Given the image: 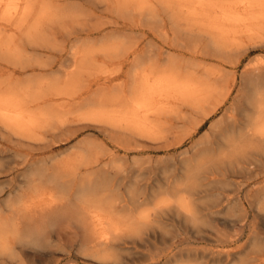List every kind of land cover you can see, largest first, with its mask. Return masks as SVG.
I'll list each match as a JSON object with an SVG mask.
<instances>
[{"label": "rangeland", "instance_id": "374dc122", "mask_svg": "<svg viewBox=\"0 0 264 264\" xmlns=\"http://www.w3.org/2000/svg\"><path fill=\"white\" fill-rule=\"evenodd\" d=\"M262 66L264 0H0V264H264V130L203 173Z\"/></svg>", "mask_w": 264, "mask_h": 264}, {"label": "bare ground", "instance_id": "6f19581e", "mask_svg": "<svg viewBox=\"0 0 264 264\" xmlns=\"http://www.w3.org/2000/svg\"><path fill=\"white\" fill-rule=\"evenodd\" d=\"M199 1V0H198ZM13 3V2H12ZM32 10V9H30ZM42 13V12H41ZM240 16V15H239ZM26 20V18H25ZM23 21V20H22ZM237 22V21H236ZM41 24V23H40ZM40 26V25H39ZM38 30V29H37ZM74 67V66H73ZM264 67V66H262ZM255 77L256 76H259V72L258 71V68L257 67H252V70H251ZM264 72V71H263ZM264 76V75H263ZM258 79V77H257ZM261 80V79H260ZM255 95L249 100V106H247V108H235V110H231L232 113L229 115V124L227 125V122H226V125H227V128H226V133L229 132L227 134L228 137L224 136V138H227L226 141H225V145H226V149L225 151H223V153H221L219 155V157L216 159V160H213V161H208L209 162H212V165L210 168H208L207 170L205 169V171H203V173L208 176L209 178V175H228V172H230V170H228V166L226 165H229V166H236V165H240V164H243L245 162H249L250 161V157L248 156V152H249V149L254 146V143L252 142V138L254 137H257V132L260 130H264V93L260 90V86H261V83L258 81L255 80ZM162 85V84H161ZM160 91V90H159ZM152 92V91H151ZM150 93V92H149ZM160 94V93H159ZM254 94V93H253ZM144 96V95H143ZM150 101V100H149ZM150 105V104H149ZM215 108V107H214ZM216 110V109H215ZM213 111V110H212ZM234 111V112H233ZM247 112V113H246ZM212 113V112H211ZM40 116V115H39ZM21 117V116H20ZM137 119V118H136ZM225 120H226V117H225ZM228 120V119H227ZM225 123V122H224ZM12 126V125H11ZM34 126V125H33ZM218 129H216L217 131ZM220 130V129H219ZM218 132V131H217ZM223 132V131H221ZM220 133V131H219ZM214 135V134H213ZM218 135L221 136V134H217V139H218ZM225 135V134H224ZM264 137V135H263ZM212 138V137H211ZM223 138V139H224ZM221 139V138H220ZM214 140V139H213ZM219 140V139H218ZM222 140V139H221ZM220 140V141H221ZM258 140V139H257ZM215 142V141H214ZM211 143V142H210ZM212 144V143H211ZM216 144V143H215ZM219 144V143H217ZM214 145V144H213ZM224 145V146H225ZM221 146V144L219 145ZM217 147V146H216ZM211 149V148H210ZM215 149V148H214ZM213 149V150H214ZM212 150V151H213ZM219 152V151H218ZM216 154V153H215ZM197 156V155H196ZM209 156V155H208ZM261 156V155H260ZM196 159V157H195ZM253 159V158H252ZM207 160V159H206ZM254 160V159H253ZM256 160V158H255ZM200 161V160H199ZM263 162V161H261ZM194 163V162H193ZM199 163V162H198ZM222 163V164H221ZM211 164V163H210ZM219 165H222V167L219 168ZM192 166L194 164H191ZM200 165V163H199ZM198 165V167H200ZM208 165V164H207ZM205 166V165H204ZM194 168V166H193ZM191 169V167H190ZM242 169V168H241ZM246 169V168H245ZM235 170V169H234ZM244 171V170H243ZM242 171V172H243ZM234 172V171H233ZM202 172L200 169H197L195 170V173H194V176L195 178L197 179L199 177V175H201ZM230 174V173H229ZM236 174V173H235ZM226 175V176H227ZM234 176V175H233ZM203 177V176H202ZM217 178H219L218 176H216ZM188 178V177H187ZM191 178V177H190ZM229 178V177H228ZM97 179V178H96ZM221 180V179H220ZM223 180V179H222ZM221 180V181H222ZM225 180V179H224ZM86 181V179H85ZM99 181H100V178H99ZM187 181V180H186ZM189 181V180H188ZM201 181V180H200ZM213 181V179H212ZM218 181V180H217ZM101 182V181H100ZM99 182V183H100ZM104 182V181H103ZM203 182V181H202ZM219 182V181H218ZM88 183V182H87ZM224 183V181H223ZM242 183V182H240ZM203 184V183H202ZM208 184V183H207ZM230 184V183H229ZM64 185V184H63ZM101 185V184H100ZM221 185V183H220ZM240 185V184H239ZM206 186V184L204 185ZM222 186H224L222 184ZM236 186V185H234ZM232 186V187H234ZM105 187V186H104ZM238 187V186H237ZM101 188H103V186H101ZM105 189V188H103ZM102 189V190H103ZM205 189V188H204ZM237 189V188H236ZM223 190V189H222ZM225 190V189H224ZM177 195H178V199H177V196H176V206L174 208L177 207V210H183V208L185 207V210H187L186 208V200L188 199V197H192V196H195L197 194H200L202 192V189L199 187L198 184H196L195 181L193 182H184L177 186V190H175ZM235 191V189L233 190L232 189V192ZM237 191V190H236ZM241 191V190H240ZM249 191V190H248ZM231 192V193H232ZM89 193V192H88ZM235 193V192H234ZM100 194V193H99ZM221 194V193H219ZM262 194V193H261ZM94 195V194H93ZM204 195V194H203ZM81 196V195H80ZM173 196H174V193H173ZM222 196V195H221ZM258 196V195H257ZM261 196V195H260ZM264 195H262V198ZM90 197H91V193H90ZM89 197V198H90ZM198 197V196H196ZM223 197V196H222ZM82 199V198H80ZM84 199V198H83ZM95 199V198H93ZM192 199V198H191ZM200 199V198H199ZM219 199V197L217 198ZM223 199V198H222ZM86 200V199H84ZM89 200V199H88ZM96 200V199H95ZM195 200V198H194ZM225 200H226V197H225ZM229 199H227L228 201ZM83 201V200H82ZM91 201V200H90ZM94 201V200H93ZM189 201V200H187ZM193 202V201H192ZM95 203H98V202H95ZM190 203V201H189ZM93 204V203H92ZM91 205V204H90ZM89 205V206H90ZM108 205V204H107ZM194 205V204H193ZM190 206V205H189ZM191 207V206H190ZM193 207V206H192ZM195 208V207H193ZM103 209V208H101ZM190 209V208H189ZM161 210V209H160ZM198 211V210H196ZM182 212V211H181ZM186 212V211H185ZM194 212V211H193ZM112 213V212H111ZM144 213V211L142 212ZM184 213V212H182ZM187 213V212H186ZM184 213V214H186ZM192 214V217H191V214ZM190 213H187L189 217V214H190V217L189 219L191 218V220L194 219V216H193V213L190 212ZM197 213V212H196ZM118 215V214H116ZM194 215L196 216L197 214H195L194 212ZM142 216V215H141ZM259 216V215H258ZM118 217H120V215H118ZM23 218V217H22ZM21 218V219H22ZM196 218V217H195ZM18 219V218H17ZM17 219H14L13 220V223H12V226H13V229H15L16 232H20L21 231V228L22 226H20V222H17L16 220ZM24 219V218H23ZM126 220V218H123ZM122 219V220H123ZM134 219V218H133ZM195 220V219H194ZM133 221V220H131ZM196 221V220H195ZM121 222V221H120ZM129 223V222H128ZM127 223V224H128ZM197 223V222H196ZM122 224V223H121ZM129 225V224H128ZM131 226V224H130ZM135 227V226H134ZM6 229V228H5ZM4 229V230H5ZM132 231H135L133 229H131ZM137 230V229H136ZM257 232V231H256ZM238 236V234H237ZM236 236V237H237ZM233 237V236H232ZM222 240H224L222 238ZM221 240V241H222ZM229 240V239H228ZM227 240V241H228ZM7 240H5V238L3 237V232H0V247H7L8 244L6 242ZM226 241V242H227ZM225 242V241H224ZM231 242V241H230ZM2 249V248H1ZM2 249V250H3ZM7 249V248H6ZM15 253V252H14ZM85 259V258H84Z\"/></svg>", "mask_w": 264, "mask_h": 264}]
</instances>
